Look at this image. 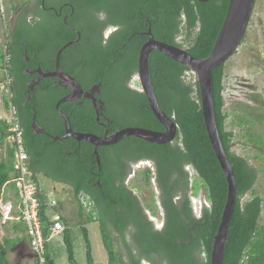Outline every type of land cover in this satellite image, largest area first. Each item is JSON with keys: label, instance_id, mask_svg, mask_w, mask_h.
<instances>
[{"label": "trees", "instance_id": "trees-1", "mask_svg": "<svg viewBox=\"0 0 264 264\" xmlns=\"http://www.w3.org/2000/svg\"><path fill=\"white\" fill-rule=\"evenodd\" d=\"M230 0H88V12H104V23L96 21L93 29L77 26L88 38V62L96 66L97 74L92 81L102 80L104 98L107 105V115L113 119V130L126 126H140L154 130H164L163 124L156 118L149 101L143 91L131 90L123 82L138 74V53L142 43L148 39L146 32L151 27L156 39L185 47L192 55L206 57L211 52L215 39L219 33L226 15ZM23 1L22 3H25ZM20 4L12 5L16 10ZM110 23L118 26L107 43L99 37V29ZM7 51L10 54L8 71L12 77L11 100L17 108V115L23 128V138L29 155L28 166L36 174H41L51 180L68 184L72 188L77 213L80 218V229L85 242L87 264H96L93 256L89 229L83 225L82 217L87 222H98L103 245L107 251L109 264H120L121 257L114 248V235L110 225L122 232L128 224L140 222L141 211L139 201L131 196L123 186L116 187L115 164L122 155L125 147L131 148L133 159L148 157L154 160L158 170V182L164 192L161 205L166 212L165 227L160 231H152L144 248L147 252L155 251L166 257L169 264H210L214 235L222 216L227 197V182L220 163L215 155L207 134L202 112L198 82L188 81L186 73L191 71L186 65L153 49L150 53L149 64L151 77L156 95L163 110L178 124L176 137L164 144H155L134 136H127L116 144L98 146L101 165H98L94 146L86 141H78L70 136L67 139H49L52 146L51 169L42 165L45 153L42 152L37 140L30 137L33 111L22 113V97L13 86V76L16 74V60L22 58V52H14L17 38L11 42L7 36ZM179 38L182 41H179ZM61 40L51 50L42 62L44 67H51L57 54V49L67 41ZM40 40L34 42L35 49L41 47ZM67 49L64 51L66 53ZM14 60V61H13ZM15 62V63H14ZM15 64V65H14ZM91 66V65H90ZM107 66H111L108 69ZM115 71L112 73V70ZM88 74L92 70L88 69ZM225 63L214 68V109L219 133L233 167L238 197L231 218L226 241L223 264H264V134L252 131L248 122L244 136L257 150L255 158L259 164L251 163L249 158L231 149L234 137L233 129L227 128L228 112L223 94L225 85ZM119 83L113 89L109 85ZM90 85V82H85ZM56 99L52 106L55 107ZM8 107L9 101H5ZM77 119L71 118L72 125L77 131H89L103 135L104 130L96 119V113L89 103ZM64 107V106H63ZM262 122L264 123V116ZM58 122L49 130L53 135L64 133L63 121L57 114ZM242 119V118H241ZM8 123L3 122L0 128V147L8 136ZM248 132V133H247ZM68 152H71L68 155ZM124 161H122L123 163ZM189 163L198 176L194 181V193H198L200 185L204 188L206 199L210 206L204 207L200 218L192 215V208L188 197L190 177L184 170L183 164ZM173 170L182 175L185 194L178 205L172 193L166 191V182ZM150 171V170H149ZM148 171V172H149ZM14 150L7 145V157L0 161V198L5 197L6 185L10 184L14 191L11 199L17 201L18 189L13 179ZM147 174V180H149ZM90 179V182L87 180ZM101 186H95L96 181ZM261 181L263 191L257 188ZM150 183V182H149ZM98 185V184H97ZM88 196L91 210H86L82 201V194ZM153 193V192H152ZM249 193V196L246 195ZM154 195V194H153ZM41 199L45 197L40 196ZM8 198V197H5ZM42 201V200H41ZM151 208L157 209L155 198L149 202ZM148 203V205H149ZM181 206L182 208H179ZM138 210L140 214L135 218L131 211ZM41 217L46 223L44 234L50 235L53 224L47 218L46 203H41ZM0 217L2 213L0 210ZM62 220L68 227L63 230V240L66 246L67 258L70 264H82L75 255L73 228L69 220L62 215ZM109 219V222H108ZM145 236V233L142 234ZM14 244L11 239L0 240V264H10L8 253ZM46 264H56L50 254L49 242L46 241ZM197 254L199 258H197ZM136 264L139 262L136 260ZM33 264H36L34 262Z\"/></svg>", "mask_w": 264, "mask_h": 264}, {"label": "flooded vegetation", "instance_id": "flooded-vegetation-1", "mask_svg": "<svg viewBox=\"0 0 264 264\" xmlns=\"http://www.w3.org/2000/svg\"><path fill=\"white\" fill-rule=\"evenodd\" d=\"M87 2L88 0H28L25 3H20L9 21L8 37L11 42H14L15 38L18 40L16 47H13L14 52L21 51L23 53L21 59L14 58L16 60V65L14 64L16 74L13 76V83H15L13 86L22 97V113L24 114V112L26 113L29 110L33 111L30 137L39 142L42 152L45 153L41 164L49 169H51L53 164L51 160L52 146L49 139L51 136H55L49 129L58 122L57 114L63 121L65 133L64 120L57 108V103L64 98H68L73 93L72 87L66 82H62L58 76L48 75L50 72L56 70L57 54L51 67H44L42 64L51 50V46L56 47L61 40L68 37L67 41L58 47L57 50L59 51L64 44L71 41V44L67 46L68 51L64 53L67 49L66 47L60 55V68L63 72L75 77L81 84L84 93H87L94 84L101 83L100 91L94 93V99L82 94L74 99L61 102L60 108L68 116L70 122L71 118L77 119L79 115L80 118H83L85 113L80 114V112L85 108H89L90 103L96 113L97 122L103 128L104 133H111L114 131L113 127H117V124L114 125L113 119L106 113L107 105L103 97L102 80L92 81L97 74L96 66L88 62V38L83 37L82 31L77 27H88L87 29L89 30L91 29L90 26L92 27L96 21L102 23L105 21L104 12H88L86 10ZM94 27L95 25H93V29ZM117 29L118 26L110 23H106L100 27L98 33L102 42L104 44L107 43L108 39ZM143 33L145 34V32ZM37 39L43 42L39 49L33 47V43ZM107 68L111 69V66H107ZM88 69L92 70V74H88ZM114 71L115 69L112 70V73ZM135 75L125 80L123 85L131 90L142 91V88L139 87V82L135 81ZM85 82H90V85H87ZM115 85L118 86L120 84L112 82L109 85L110 89H113ZM55 99V107L53 108L52 102ZM34 117H36L39 124L36 127L32 126ZM72 128L74 129L73 125ZM130 151V146L125 147L121 157L115 163L117 164L114 172L116 187L121 188L122 178L125 175L123 186L127 191H130L132 197H135L139 201L141 219L144 220V225L140 222L128 224L122 232L117 231L110 225L109 228L112 229L114 235L115 251L122 259L120 264H136V260L139 264H169L166 257H163L159 253L144 250L148 243L141 242L144 238L148 239L152 231H160L165 227L166 212L161 205L164 186L162 188L158 182V170L154 160L148 157L133 159L134 157L129 154ZM70 153L68 152V155ZM122 161L124 162L122 163ZM183 167L190 177L188 197L192 208V215L198 219L204 213V207L210 206V203L206 199L204 190V203L200 208L195 207L193 201V197L195 196V179L192 174L194 170L189 163L183 164ZM147 174L150 175L149 180H147ZM167 175H171V177L166 182V191L172 193L174 201L178 205H181L180 202L186 193L183 187L182 175L179 176V173L177 171L173 172V170L171 173L168 171ZM87 180L90 182V179ZM97 183H100V181L97 180L95 183V186L100 187L101 183L100 185H97ZM152 198H155L158 204L157 209L154 210L149 203L152 202ZM179 208L182 207L179 206ZM131 213H133L132 215L135 218L140 214L138 210L134 209ZM143 233H145V236H142ZM197 258H199L198 254Z\"/></svg>", "mask_w": 264, "mask_h": 264}, {"label": "rangeland", "instance_id": "rangeland-1", "mask_svg": "<svg viewBox=\"0 0 264 264\" xmlns=\"http://www.w3.org/2000/svg\"><path fill=\"white\" fill-rule=\"evenodd\" d=\"M23 1L28 0H0V56H2V42L6 47L8 46L7 36L9 32V21L14 14L12 5L20 4ZM179 41H182V39L179 38ZM1 61L2 60L0 59V62ZM2 64L3 61L0 63V128L3 127L4 120L7 121L8 118H11V105L13 104L11 100L13 94L11 89L12 77L10 75L11 85L8 87L7 83H5L4 80H1L4 71ZM134 78L135 81L139 82L138 74L135 75ZM191 79L192 81H196V74H192ZM224 85L225 88L223 94L226 100V110L228 112L227 128L230 130L233 129L234 132L231 149L238 154L248 157L251 163L257 165L259 164L258 159L255 158V155L257 154V146L255 147L254 144L248 141V137L244 136V132L246 133L247 131L245 129L247 128V125H242L241 122H248L249 125L252 126V131L255 130L264 134V123L262 122L261 116H264V0H256L247 32L242 43L237 51L225 63ZM139 87H141V85H139ZM5 101H9L8 107L5 105ZM14 107L17 115V108L15 105ZM7 142L11 144L9 138H7ZM5 157H7V146L4 144L0 147V161ZM192 174L195 179L194 181H196L198 179L197 174L195 171H192ZM40 179L43 181L45 180L46 182L48 180L42 176H40ZM260 183L261 181H258L257 188L262 192L263 188ZM54 184L59 190L61 185H63V183ZM9 188L13 194L14 191L11 187ZM47 192L49 197H55L54 193H57L58 191L48 189ZM61 192L62 195L59 197L62 199V202L58 209L69 220V224L73 228L75 255L77 260L82 264H87L85 242L80 229V218L77 213L72 188L69 185H65L64 190ZM203 193L204 189L200 185L198 193L193 197L196 208H200L204 203ZM248 196L249 193L246 197ZM84 204L86 205V210L90 211L91 205L87 198ZM82 218L81 222H83V225L89 229V237L95 263L108 264V256L102 242L98 222H87L85 215ZM9 221H0L1 237L15 234L18 230L22 231V225L16 226V228L13 229V226L8 224ZM65 225V228H67V223H65ZM52 235L54 236L49 240V247L50 254L55 260V263L70 264L63 240V232ZM23 244L21 251L24 259L22 260L17 257L16 252L18 249L16 248L9 254L12 264H33L35 262L34 254L32 253L29 242Z\"/></svg>", "mask_w": 264, "mask_h": 264}, {"label": "water", "instance_id": "water-1", "mask_svg": "<svg viewBox=\"0 0 264 264\" xmlns=\"http://www.w3.org/2000/svg\"><path fill=\"white\" fill-rule=\"evenodd\" d=\"M255 2L256 0L229 1L226 15L215 39L213 48L206 57L194 56L185 47L156 39L149 26V29L145 32L148 39L142 43L138 53V78L142 91L149 101V107L156 118L163 124L164 130H154L140 126H126L111 133L105 132L103 135H97L89 131L74 130L68 116L60 108L61 102L74 99L82 94L94 99V93L100 91L101 83L94 84L87 93H84L81 84L75 77L61 70L60 55L71 44V41L59 49L56 56V70L48 74L58 76L62 82H66L73 89V93L68 98H64L57 103V108L64 120L65 133L63 135H55L53 138L65 139L72 136L79 141L86 140L90 142L94 146V154L100 165L98 146L116 144L127 136L138 137L155 144H164L172 141L177 135L178 124L163 110L156 95L149 64V57L152 50L156 49L194 71L200 91L201 106L207 134L227 182L226 202L217 232L214 235L210 264H223L230 222L238 197L235 173L222 142L215 116L213 70L226 63L241 45L247 32ZM38 125L36 117H34L32 126L36 127ZM97 184L100 185V183Z\"/></svg>", "mask_w": 264, "mask_h": 264}, {"label": "built area", "instance_id": "built-area-1", "mask_svg": "<svg viewBox=\"0 0 264 264\" xmlns=\"http://www.w3.org/2000/svg\"><path fill=\"white\" fill-rule=\"evenodd\" d=\"M2 56L0 59L3 61L4 71L2 73V79L7 86L11 85L10 73L7 69V62L10 58V54L7 51V47L2 42ZM1 61V62H2ZM0 62V63H1ZM194 75V71H188L186 73V79L192 81L191 77ZM11 118L7 119L8 123V138L11 146L14 150V176L12 181L15 182L18 189V199L14 201L9 198H5L2 194L0 198V210L2 213V221L16 219L24 223L26 232L29 238L30 247L34 254L36 264H46V241L44 234V225L46 224L41 217V191L42 182L34 177V172L30 170L29 155L25 147L23 138V128L16 115L15 107L12 104ZM37 177V175H36ZM82 201L85 202L88 196L82 194ZM50 211L46 212L47 218L53 224L50 226V235L60 233L64 230L65 224L62 220L60 213H58L54 206L57 205L56 199L49 200Z\"/></svg>", "mask_w": 264, "mask_h": 264}, {"label": "crops", "instance_id": "crops-1", "mask_svg": "<svg viewBox=\"0 0 264 264\" xmlns=\"http://www.w3.org/2000/svg\"><path fill=\"white\" fill-rule=\"evenodd\" d=\"M7 143V144H6ZM6 146L9 144L8 142H7V138H6V141H5V143H4ZM40 176H42V177H44L43 175H41V174H37V177H38V179L43 183V185H42V191H41V196H42V194H43V196L45 197L44 199H41L42 201L41 202H45L46 203V212H49L50 211V206H49V200L50 199H56L57 200V205L56 206H54V209L58 212V213H60V215L62 216L63 214H62V212L58 209L59 208V206H60V204H61V202H62V199H60V195H62V192L61 191H63L64 190V186H65V184H63V185H61V187H60V190L58 189V187L54 184V183H56V182H54V181H51L49 178H46V177H44V178H46V179H48L47 180V182L44 180H41L40 179ZM11 187L10 186V184H8L7 186H6V189H5V197H8L9 199H11L12 197H14V192H13V194H12V192H11V190H10V188L9 187ZM46 186H47V189H46ZM54 190V191H58L57 193H54L55 194V197H49V195L47 194L48 192V189L49 190H52V189ZM51 192V191H50ZM52 196H54V195H52ZM0 221H2L1 220V217H0ZM9 221V220H8ZM20 222V223H19ZM2 223V222H1ZM8 224H10V225H12L13 226V229H15L16 228V226H19V225H22V231H20V230H18L15 234H11V235H9V236H0V240H2V239H11L12 241H14V244L12 245V247H11V249H10V251H9V253H8V259H9V261H10V264H12V262H11V258H10V252L12 251V250H15L16 248L18 249V251L16 252L17 253V257L18 258H20V259H24V256L22 255V251H21V247L24 245L23 243H27V242H29V238H28V235H27V232H26V227H25V225H24V223L23 222H21V221H16L15 219L13 220V219H11L9 222H8ZM64 224H65V222H64ZM66 226V225H65ZM59 234V233H58ZM54 235H50L49 237H48V239H47V241L49 242V240L50 239H52V237H53ZM30 244V243H29Z\"/></svg>", "mask_w": 264, "mask_h": 264}, {"label": "bare ground", "instance_id": "bare-ground-1", "mask_svg": "<svg viewBox=\"0 0 264 264\" xmlns=\"http://www.w3.org/2000/svg\"><path fill=\"white\" fill-rule=\"evenodd\" d=\"M0 54H1V51H0ZM8 63H9V60H8V62H7V68H8V66H9V64H8ZM7 138H8V136H7ZM64 229H65V228H64ZM62 232H63V231H62Z\"/></svg>", "mask_w": 264, "mask_h": 264}]
</instances>
